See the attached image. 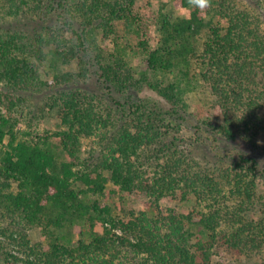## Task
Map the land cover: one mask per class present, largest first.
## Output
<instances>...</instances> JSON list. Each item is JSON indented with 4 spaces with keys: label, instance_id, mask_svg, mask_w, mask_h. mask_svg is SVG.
Wrapping results in <instances>:
<instances>
[{
    "label": "trees",
    "instance_id": "trees-1",
    "mask_svg": "<svg viewBox=\"0 0 264 264\" xmlns=\"http://www.w3.org/2000/svg\"><path fill=\"white\" fill-rule=\"evenodd\" d=\"M134 2L0 0V264H211L217 244L239 256L264 250V219L247 215L264 204V0H212L186 19L160 7L154 45ZM96 29L113 36V50ZM128 47L147 62L139 79ZM73 60L78 72L61 70ZM201 82L222 117L195 124L189 141L185 94ZM44 89L59 128H18L17 106ZM96 136L103 152L83 156V140ZM193 145L214 153L211 165L198 164ZM177 190L209 209L164 213L160 200ZM137 191L151 198L149 211H119L112 196L125 202ZM34 226L45 242L32 240Z\"/></svg>",
    "mask_w": 264,
    "mask_h": 264
},
{
    "label": "rangeland",
    "instance_id": "rangeland-1",
    "mask_svg": "<svg viewBox=\"0 0 264 264\" xmlns=\"http://www.w3.org/2000/svg\"><path fill=\"white\" fill-rule=\"evenodd\" d=\"M122 3L123 0H120ZM173 0H135L133 4V11L140 15L141 17H144L147 19L149 25V36L147 37L149 39L150 44H155L157 40V24L156 20L154 21L153 17L154 14L153 12L156 11L160 8L163 7V10L171 13L172 15L174 14V9L177 8L175 7ZM6 16H12L5 13ZM186 14H188V11H186ZM10 20V19H9ZM264 25V24H263ZM96 36H97V41L98 43H101V46L104 48H110L113 50L114 48V39L113 36H106L102 37V32L100 29H96ZM127 34V38L129 40H132L133 42L135 41L134 35ZM134 47V46H133ZM98 48V47H97ZM97 50V49H96ZM127 64L128 66L132 67V73L134 78L139 79L141 78V73L145 69H147V62L144 60L143 54L137 53L135 49H131V47L127 48ZM79 64L78 60H73L70 63H63L61 65V70L63 69L64 71H72V72H78ZM54 76V73H52ZM78 75V73H77ZM84 77H88V73L84 74ZM152 75V74H151ZM81 77V76H80ZM84 77L83 80L85 79ZM80 78V79H81ZM163 77L160 76L159 81L160 84L165 85L168 81V79L162 81ZM53 77L51 76L48 82H52ZM79 79V80H80ZM172 79V78H169ZM83 80L81 79L82 83ZM167 81V82H166ZM85 84V83H84ZM95 85V83H93ZM198 88L196 91L193 92H187L185 94L187 98V102L189 103V108L187 118L188 121L186 120V125L185 127L181 130L183 136H186L187 138L189 137V141L193 139L196 136V133L194 132L193 126L195 124L199 125L202 124V122L205 121H214V122H219L221 121L222 117V112L221 108L219 106V101L217 99V96L215 93L211 90L210 86L201 82L199 83ZM87 85V84H86ZM85 85H83L84 87ZM89 88L92 89V86H88ZM145 93L146 95H152L155 98L159 99L157 92H154L151 87L146 86L145 87ZM49 94L51 92L49 90L44 89L43 95L37 96L33 98H27L24 99L19 106H17L16 109V114L19 118V125L18 128L23 129H28L31 131H34V133H40L42 134L45 131H55L59 128L60 126V117L58 114V108L57 107H52L50 106V99H49ZM49 95V96H48ZM48 100V101H47ZM108 101L106 98L102 99V105L105 107H108ZM163 103L165 105H169L170 102L167 100H163ZM111 104H109L110 106ZM112 108V107H108ZM32 111V112H31ZM30 113L31 114H36L34 116V119L30 118ZM114 117V115H113ZM116 119L114 118V121ZM30 121V123H28ZM30 125H28V124ZM205 135H208V133H204ZM199 140L201 138H198ZM188 140V139H187ZM197 140V139H196ZM258 141L259 142H264V133H260L258 135ZM104 145L105 141L102 136H96L92 138H86L83 140V156L88 157L90 155V152L96 151L98 152H103L104 150ZM192 149V154L191 156L197 160L198 164L201 167L209 166L211 165L212 161V156L214 153H210V156L207 157L204 154L206 153L205 148L198 149L196 145L191 146ZM208 149L211 152H214L217 150L216 145H208ZM154 167H149L147 170V177L151 178L154 176ZM108 188H114L115 185L112 184V182H109L107 184ZM118 188V187H117ZM261 190H264L263 187H261ZM176 195H166L160 200L159 204V209L162 210L164 213L168 212V209L170 207H177L181 212H188L193 208H201L202 210H207L209 209L208 205L204 202L203 204L199 203L197 204L195 202V196L189 195V197H183L182 190H177ZM113 202L115 201L117 204L116 206L118 207L119 211L123 208V212L126 214L130 213L131 211L139 212L142 210H148L149 211V205L151 202V198L142 191H137L136 193H127L125 194V202H122L119 199V196L117 194L112 196ZM264 201V200H263ZM114 202V203H115ZM229 206H233L235 203L232 200L227 201ZM236 206V204L234 205ZM233 206V207H234ZM116 209V210H118ZM247 215L252 218L256 219H264V204H261L257 208H253L247 212ZM129 216V215H128ZM74 231H78V228L75 227ZM30 237L32 238L33 241H44L45 242V237L42 234V230L40 227H32L30 230ZM78 238V235L76 234L73 238V241H76ZM211 264H264V250L262 252H257V253H250L247 256L246 255H235L231 253L228 249L223 244H217L215 247L212 249L211 253Z\"/></svg>",
    "mask_w": 264,
    "mask_h": 264
},
{
    "label": "clouds",
    "instance_id": "clouds-1",
    "mask_svg": "<svg viewBox=\"0 0 264 264\" xmlns=\"http://www.w3.org/2000/svg\"><path fill=\"white\" fill-rule=\"evenodd\" d=\"M212 0H187V9L177 7L174 9V17L177 19H186L187 10L205 11L211 6Z\"/></svg>",
    "mask_w": 264,
    "mask_h": 264
}]
</instances>
